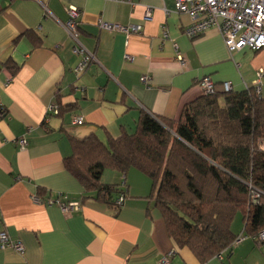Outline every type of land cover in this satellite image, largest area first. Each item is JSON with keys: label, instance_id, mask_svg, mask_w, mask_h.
Wrapping results in <instances>:
<instances>
[{"label": "crops", "instance_id": "obj_1", "mask_svg": "<svg viewBox=\"0 0 264 264\" xmlns=\"http://www.w3.org/2000/svg\"><path fill=\"white\" fill-rule=\"evenodd\" d=\"M71 6L80 9L81 40L96 57L81 75L74 72L79 56L62 25ZM192 20L176 12L174 0H0V233L25 248L21 254L0 247V264H163L165 256L167 264H201L168 234L148 198V176L134 168L125 175L104 169L101 181L127 193L114 208L84 200L83 186L64 165L72 154L69 136L94 133L106 142L134 133L141 112L178 119L204 95L198 84L204 77L220 92L224 82L242 91L257 86L261 71L264 98V49L230 52L216 28L190 38L184 29ZM101 21L140 31L106 30ZM31 31L40 46L26 35ZM9 60L18 66L15 74ZM58 105L67 111L59 114ZM75 116L84 122L74 124ZM21 138L25 148L17 143ZM60 193L62 200H81V208L66 214L45 203ZM231 231L236 237L245 232L242 212ZM205 264H264V242L248 235Z\"/></svg>", "mask_w": 264, "mask_h": 264}, {"label": "trees", "instance_id": "obj_2", "mask_svg": "<svg viewBox=\"0 0 264 264\" xmlns=\"http://www.w3.org/2000/svg\"><path fill=\"white\" fill-rule=\"evenodd\" d=\"M35 46L41 39L26 33ZM12 74L18 66L6 63ZM59 106V114L68 108ZM73 107V106H72ZM0 114L5 111L0 107ZM264 98L255 87L203 95L187 104L178 119L141 112L134 133L69 136L64 165L83 186V199L119 208L124 193L101 181L104 169L127 174L137 169L152 180L148 196L164 218L168 234L188 247L201 264L232 248L231 225L242 212L245 233L264 229ZM261 192L258 201L253 191ZM127 198V193H126Z\"/></svg>", "mask_w": 264, "mask_h": 264}, {"label": "built area", "instance_id": "obj_3", "mask_svg": "<svg viewBox=\"0 0 264 264\" xmlns=\"http://www.w3.org/2000/svg\"><path fill=\"white\" fill-rule=\"evenodd\" d=\"M175 10L177 13L189 14L192 17V22L185 29V33L190 38L198 37L204 34L210 28L218 29L224 37L226 46L230 52L249 48L253 51L264 49V0H174ZM68 20L63 23V27L74 42V52L79 56V62L74 69L77 75H81L86 71L89 65L96 61L94 53L89 51L81 40V31L78 24L80 9L77 7H69L66 9ZM152 8L148 7L145 18L151 17ZM101 27L110 31H123L125 33L139 32L140 26L130 25L122 26L120 24H110L107 22L100 23ZM168 37V33L164 32V38ZM129 57V56H127ZM181 66L186 65V59L182 55L178 56ZM257 93H260V83L262 72L259 71ZM150 77L143 75L141 81L148 83ZM204 95H211L220 92L215 82L209 77H204L198 81ZM232 84L224 82L222 92L232 91ZM84 122L81 116L73 118L74 124H82ZM18 145L25 148L28 145L26 138L18 140ZM260 148L264 150V140L260 142ZM261 192L255 189L251 195V200L257 202ZM63 194H58L55 199H47L48 205L57 204L61 210L70 214L79 210L82 206L81 200H62ZM36 200L41 201L39 197ZM126 199V191L121 193L115 203L121 206ZM248 235L244 232L238 235L232 247L240 244ZM260 243L264 242V229L253 235ZM0 247L12 248L18 253H23L25 248L20 240L11 238L6 231L0 233ZM172 252H170L171 254ZM168 259L165 256L162 259L163 264H167Z\"/></svg>", "mask_w": 264, "mask_h": 264}]
</instances>
